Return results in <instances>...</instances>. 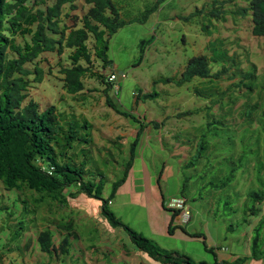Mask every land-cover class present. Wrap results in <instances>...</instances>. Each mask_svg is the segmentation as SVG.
<instances>
[{
  "label": "rangeland",
  "instance_id": "1",
  "mask_svg": "<svg viewBox=\"0 0 264 264\" xmlns=\"http://www.w3.org/2000/svg\"><path fill=\"white\" fill-rule=\"evenodd\" d=\"M113 1L125 19L134 16L141 19L143 11L156 2ZM209 1L163 0L144 23L125 24L109 38V70L117 74L118 89L115 86L108 95L113 106L129 112L137 118L136 121L116 113L106 104L101 92L92 91L86 102L76 103L52 76H46L31 90L30 95L41 106L50 102L58 107L64 103L60 101L61 96H65L67 104L92 121L95 149L92 154L86 152L85 158L88 163L99 167L103 176L114 172L110 178L108 176L109 179H102L103 197L109 195L111 182L122 175L134 130L149 120H163L164 126L144 129L131 170L125 183L116 190L109 209L143 237L164 250L188 256L195 264H213L220 260L222 264H264V220L257 224L258 218L249 215L247 210L253 203L249 199L242 202L243 197H239H247L250 191L264 190L259 189V181L264 177V132L261 130L264 124L257 127L256 123L251 124L250 116L246 120L239 116L238 109L243 108L245 101L242 97L237 100L232 115L224 114L227 126L213 123L208 128L205 124L208 116L205 117L204 112L177 117L180 111L195 110L205 104L204 98L190 90L197 79L180 86L153 83L154 79L178 76L189 57L205 52L203 49L207 41L219 37L223 39L228 54H236L243 70L254 65L258 82L264 84V37L252 35L251 17L242 11L238 16L227 13L225 21L212 22L217 30L214 31L215 26H211L213 34L206 36L201 26L209 23V17L198 10ZM77 2L80 3V0ZM240 6H245L244 0H235L223 7L230 10ZM176 15L189 19L175 18ZM151 35L153 38L148 44L139 45L140 40H146ZM140 55L142 58L137 64ZM49 56L50 63H55V55ZM234 80H223L220 85L225 87ZM86 85L90 89L98 87L92 80H87ZM139 91L145 94L154 92L157 96L135 103V95ZM236 92L238 95L241 93ZM260 94V98L253 96V101L264 102V90ZM65 109L69 110L68 106ZM249 110L247 107L246 111ZM216 111L220 112L219 108ZM225 111L228 112V109L225 108ZM118 134L121 139L115 141ZM203 134L210 146H207L208 152L200 151L198 158L193 144L195 141L199 143ZM102 146H106V150L97 154V148ZM203 157L215 161L212 168L206 170L207 174L201 168ZM189 162L195 167L199 162L198 169L192 168ZM221 183L224 186H220ZM181 192L187 198L191 216L187 223L175 220L171 212L160 207V193L168 199ZM21 198L27 203V211L34 209L28 193L6 190L0 181V264H160L130 247L127 234L112 229L101 217L95 205L97 200L90 203L83 195L68 198L66 211L56 212L57 205L49 207L43 204L39 209L41 215L35 212L36 219L32 223L28 221L32 214L23 217L27 228L18 231L17 222L25 213ZM263 211L264 204L259 215ZM58 213L72 214L80 228L75 227L79 237L72 238L69 253L56 260L54 255L49 257L39 251L35 238L37 232L50 225V219ZM39 216H44L46 220H39ZM169 225L174 226L171 234L167 231ZM256 235L259 254L255 258L250 253L251 242ZM59 238L56 232L54 242L57 243ZM123 246H126L125 250ZM235 259L236 262H232Z\"/></svg>",
  "mask_w": 264,
  "mask_h": 264
},
{
  "label": "trees",
  "instance_id": "2",
  "mask_svg": "<svg viewBox=\"0 0 264 264\" xmlns=\"http://www.w3.org/2000/svg\"><path fill=\"white\" fill-rule=\"evenodd\" d=\"M162 1L156 0L148 6L143 11L141 19L135 16L125 19L113 0H80V3L77 0H0V181L6 190L15 189L28 193L34 206L33 210L27 211L26 201L20 199L24 204L25 213L17 222L18 231L27 228L23 217L32 214L28 220L32 223L36 219L35 212L41 215L39 209L43 204L49 207L57 205L56 212L66 211L69 207L68 198L75 199L78 195H83L90 203L97 200L95 205L99 208L101 217L112 229L126 233L131 243L130 247L134 250L143 252L160 264H195L188 256L164 250L155 242L143 237L109 209L116 190L125 183L131 170L144 129L147 126L159 128L160 125L164 126V121L149 120L138 126L129 143L128 159L123 165L122 175L111 182L109 195L103 197L102 179L106 176H103V171L99 167L88 163L85 158L86 152L92 154L95 149L92 122L67 104L65 96H61L60 101L64 103L58 107L50 102L41 106L30 95L31 90L41 84L46 76H52L61 83L60 88L63 92L76 103L86 102L92 91L101 92L105 96L106 104L116 113L136 121L137 118L129 112L113 106L108 95V92L117 86L116 80L109 78L111 74L109 70L111 61L107 57L109 38L125 24L144 23L146 17L156 11ZM234 1L211 0L198 10L209 17V23L201 26L203 33L211 36L213 31L210 27L215 26L213 30H217L216 25L212 23L214 20L222 22L225 21L227 13L238 16L242 11L251 17L252 35L264 37V0H244V7H234L235 9L230 10L223 7ZM174 17L189 19L180 15ZM152 38L153 35L146 40H140L139 45L145 46ZM203 50L205 52L186 60L178 76L153 80V83L180 86L193 82L194 78L197 79L190 90L196 96L204 98L205 104L195 110L180 111L177 117L204 112L205 117L208 116L205 118L208 128L213 123L223 126L227 122L224 114L232 115L237 100L242 97L245 101L243 108L238 109L239 116L243 120L250 116L251 124L256 123L257 127L264 124V102L253 101V96L260 98V91L264 90V84L261 85L255 75L254 65H249L248 70H243L236 54H228L223 39L219 37L209 39ZM48 55H55V63H50ZM141 58L142 55L138 57L137 64ZM87 80H92L98 87L90 89L86 85ZM223 80L234 81L223 87L220 85ZM236 91L241 93L238 95ZM149 96H157V93L145 94L139 91L135 95V102ZM65 106H68L69 110L65 109ZM247 107L249 111H246ZM217 108L220 112L216 111ZM222 114L223 116H220ZM261 130L264 132V128ZM205 137L203 134L200 142L195 141L193 144L198 158L200 151L208 152L207 146L210 145L205 142ZM114 140L118 141L117 138ZM104 150L106 146L97 148L96 151L100 154ZM208 159L203 157L200 160L205 174L215 162ZM92 162L95 164L93 159ZM188 164L198 169L194 163ZM113 173H109V178ZM89 177H93V181ZM221 184L220 186H224ZM259 187L264 188V177L260 179ZM258 191H250L247 197L239 195L240 198L243 197L242 202L249 199L253 203L247 210L249 215L258 218L257 224L264 220V211L259 215L261 205L264 204V190ZM177 196L187 201L182 192L171 197ZM164 198L160 193V207L171 212L174 217L178 212L165 206L164 202L167 199ZM39 218L41 221L46 220L44 216ZM170 223L172 224V219ZM49 224L54 230L50 225L44 227L37 232L35 241L41 253L49 257L54 255L57 260L61 255L69 253L72 238L79 237L76 228H80V224L70 213H58L50 219ZM173 228L174 226L169 225L167 228L169 234ZM56 232L60 235L57 243L53 240ZM256 237L257 235L251 242V256L255 258L259 254ZM123 248L125 250L126 246ZM210 250L209 248L208 251ZM213 264H222V260L214 261Z\"/></svg>",
  "mask_w": 264,
  "mask_h": 264
},
{
  "label": "built area",
  "instance_id": "3",
  "mask_svg": "<svg viewBox=\"0 0 264 264\" xmlns=\"http://www.w3.org/2000/svg\"><path fill=\"white\" fill-rule=\"evenodd\" d=\"M110 79H114L115 75L111 74ZM165 206L168 208L174 209L179 213V218L181 222L185 223L190 218V212L188 209V205L184 198L182 197H170L164 202Z\"/></svg>",
  "mask_w": 264,
  "mask_h": 264
},
{
  "label": "crops",
  "instance_id": "4",
  "mask_svg": "<svg viewBox=\"0 0 264 264\" xmlns=\"http://www.w3.org/2000/svg\"><path fill=\"white\" fill-rule=\"evenodd\" d=\"M104 96V95H103ZM105 97V96H104ZM89 99V98H88ZM136 100V99H135ZM136 103V102H135ZM90 120V119H89ZM91 121V120H90ZM92 122V121H91ZM150 127H146L145 129L147 130V129H149ZM135 131H136V129L134 130V135H135ZM116 137V136H115ZM117 139L119 138V139H121L120 137H119V134H118V136L116 137ZM175 217V220H179V218H178V216L176 215V216H174ZM247 248H248V245H247V247H246V250H247ZM250 253V252H249ZM248 253V254H249ZM251 254V253H250ZM154 261V260H153ZM232 262H236V259L235 260H233ZM143 263V262H142ZM143 264H146V263H143Z\"/></svg>",
  "mask_w": 264,
  "mask_h": 264
},
{
  "label": "clouds",
  "instance_id": "5",
  "mask_svg": "<svg viewBox=\"0 0 264 264\" xmlns=\"http://www.w3.org/2000/svg\"><path fill=\"white\" fill-rule=\"evenodd\" d=\"M111 74H114V75H115V78H114V79L116 80V79H117V74H116L115 72H113V71H111ZM111 74H110V75H111ZM120 77H121V75H120ZM116 88H117V86H116ZM179 197H180V196H179ZM185 201H186V200H185ZM186 203H187V201H186ZM187 205H188V203H187ZM176 215H177L178 218H179V213L176 214ZM176 215H175V216H176ZM190 217H191V216H190ZM189 219H190V218H189ZM179 221L181 222L180 218H179ZM187 222H188V221H187ZM187 222H185V223H187ZM182 223H183V222H182Z\"/></svg>",
  "mask_w": 264,
  "mask_h": 264
}]
</instances>
